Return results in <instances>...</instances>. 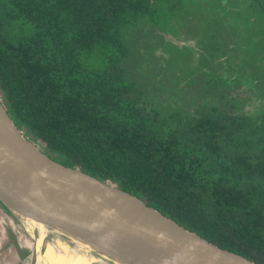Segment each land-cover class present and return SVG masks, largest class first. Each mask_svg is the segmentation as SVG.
Instances as JSON below:
<instances>
[{
    "label": "trees",
    "instance_id": "obj_1",
    "mask_svg": "<svg viewBox=\"0 0 264 264\" xmlns=\"http://www.w3.org/2000/svg\"><path fill=\"white\" fill-rule=\"evenodd\" d=\"M187 2L0 0V99L54 160L264 264V113L213 106L166 121L134 96L127 73L128 33L162 30Z\"/></svg>",
    "mask_w": 264,
    "mask_h": 264
},
{
    "label": "water",
    "instance_id": "obj_2",
    "mask_svg": "<svg viewBox=\"0 0 264 264\" xmlns=\"http://www.w3.org/2000/svg\"><path fill=\"white\" fill-rule=\"evenodd\" d=\"M0 208L32 238L35 264L53 239L79 248L91 264H256L119 187L54 160L18 129L1 99ZM35 223L49 231L40 246Z\"/></svg>",
    "mask_w": 264,
    "mask_h": 264
},
{
    "label": "rangeland",
    "instance_id": "obj_3",
    "mask_svg": "<svg viewBox=\"0 0 264 264\" xmlns=\"http://www.w3.org/2000/svg\"><path fill=\"white\" fill-rule=\"evenodd\" d=\"M196 2L198 5H205L191 7L190 11L173 19L169 26L175 36H181L191 42H182L171 35H162L161 31L151 25L141 26L128 33L126 41L130 54L126 69L130 81L136 86L134 96L139 98L149 113L166 121L170 120L169 117L173 114L185 118L213 106L231 113L255 115L262 112L264 88L262 91L260 80H264V57L261 58L250 51L252 47L246 41L247 38L245 43L239 38V31L242 28L243 32L247 25H238L239 28L234 19L244 20L230 15V10L244 14L251 2L264 6V0ZM219 3H222V6H219ZM246 13L248 15V10ZM208 33L209 37L211 34V37L224 41L223 49L219 50L220 54L213 55L214 48L208 43L201 47L198 38ZM206 39L210 41L209 38ZM164 40L174 41L179 47L187 43L191 48L181 51L176 44L167 41L180 49L175 50L172 46H164ZM155 52L161 55L156 56ZM33 142L45 152L43 144ZM19 229L26 237L23 233L25 231ZM13 235L11 233V236ZM14 245L16 246L17 242ZM34 259L35 257L31 264H35Z\"/></svg>",
    "mask_w": 264,
    "mask_h": 264
},
{
    "label": "flooded vegetation",
    "instance_id": "obj_4",
    "mask_svg": "<svg viewBox=\"0 0 264 264\" xmlns=\"http://www.w3.org/2000/svg\"><path fill=\"white\" fill-rule=\"evenodd\" d=\"M205 4H202V5H198L196 0H192V2H187L185 4H182V6H191V7H200V6H204ZM161 6H171V5H167V4H161ZM209 6H214V4L210 5ZM219 6H222V3H219ZM252 6H255L256 9H255V18L254 17H251L249 16V14H251V11L249 10L248 11V15L246 13V11L248 9H251ZM264 6H261L259 3L257 2H251L249 5H247V8L245 10V13L244 14H241L240 12H237L236 10H230V15H232L233 17H236V18H240V19H243L244 21H238L236 19H234L236 22H237V26L238 25H243V24H246L247 26L244 28L243 32L242 31V28H241V31H239L241 34H240V37L239 38H242V40L244 41L245 43V39L246 41H248V44L251 45L252 48H250V51L252 53H256L257 55H259V57L263 58L264 56ZM178 18V16H174L172 18H169L167 20H165L163 23H162V30L161 29H158L159 31L162 32V35H171L173 36L175 39L179 40V41H182V42H191L190 40H185L183 37L181 36H175L174 33H172L170 30H169V26L171 24V21L173 19H176ZM240 28V26H238ZM208 31V30H207ZM161 34V33H160ZM200 34V32H199ZM209 33L206 35V36H201L199 39V42H200V45L201 47L205 46L207 43L210 45V47L214 48V54H220L219 53V50H222L223 47H224V41L218 39L217 37H211V34H210V37L208 36ZM207 38L210 39V41H207ZM166 39V38H165ZM255 40V41H254ZM168 41V40H167ZM164 40V46H172L177 49H181V51H184L185 49H190L191 46H189L187 43H184L186 45H183L181 47H176L175 45H171V41L167 42ZM255 42V43H254ZM241 46V45H240ZM185 47V48H184ZM169 49H172V48H169ZM179 49V50H180ZM156 54V52H155ZM163 55H165L164 53H162ZM161 54H156V56H160ZM165 58L167 59V55L165 56ZM264 61V60H263ZM165 65H167V62L165 61ZM164 65V66H165ZM262 79V78H261ZM262 81L261 83V89L263 91V88H264V80H260ZM228 112V111H226ZM231 113V112H229ZM264 113V110L262 112H258L257 114L255 115H250V114H247V113H231V114H237V115H241V116H246V117H259V116H262V114ZM195 116H197L196 114H194ZM0 216L3 217L5 215L2 214V212H0ZM4 218V217H3Z\"/></svg>",
    "mask_w": 264,
    "mask_h": 264
},
{
    "label": "crops",
    "instance_id": "obj_5",
    "mask_svg": "<svg viewBox=\"0 0 264 264\" xmlns=\"http://www.w3.org/2000/svg\"><path fill=\"white\" fill-rule=\"evenodd\" d=\"M3 217L0 216V264H23L31 262L35 255V245L28 233L23 232L22 228L14 218L0 208ZM11 233L14 235L11 236ZM15 239V240H12ZM12 240V241H11ZM17 242V245L14 244ZM35 260V259H34Z\"/></svg>",
    "mask_w": 264,
    "mask_h": 264
},
{
    "label": "bare ground",
    "instance_id": "obj_6",
    "mask_svg": "<svg viewBox=\"0 0 264 264\" xmlns=\"http://www.w3.org/2000/svg\"><path fill=\"white\" fill-rule=\"evenodd\" d=\"M233 50V49H232ZM4 127L5 124L2 123ZM32 179H36L37 175L29 173ZM101 191L110 195L111 193L106 192L100 185H98ZM34 224V223H32ZM29 224L30 228L33 229V225ZM37 224V227L40 230V237L38 239L39 246L42 243L43 238L48 235V230L41 224ZM93 259L90 256H87L79 250L77 247H71L67 244H62L57 239L48 241L45 251L42 255L39 256L38 264H91Z\"/></svg>",
    "mask_w": 264,
    "mask_h": 264
}]
</instances>
